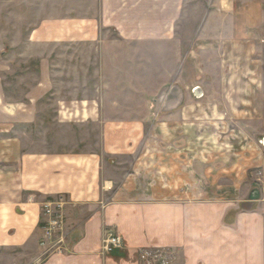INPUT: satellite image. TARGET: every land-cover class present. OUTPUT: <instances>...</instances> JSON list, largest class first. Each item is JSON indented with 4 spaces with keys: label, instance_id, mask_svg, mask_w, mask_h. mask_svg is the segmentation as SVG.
<instances>
[{
    "label": "crops",
    "instance_id": "crops-1",
    "mask_svg": "<svg viewBox=\"0 0 264 264\" xmlns=\"http://www.w3.org/2000/svg\"><path fill=\"white\" fill-rule=\"evenodd\" d=\"M185 1L103 0L99 27H114L118 36L111 37V43L118 45L107 44L104 39L109 35L100 37L102 31L90 19H78L77 30L69 29L74 21H62L60 36L41 32L46 41H100L95 54L110 80L100 83L92 96L83 97H145L147 109L146 97L161 92L156 107L157 117L164 115L163 123L157 119L146 126L148 112L144 119L97 121L93 103L87 109L86 100H59L53 116L57 122L99 123L101 139L85 148L78 142L29 141L27 133L14 130L12 123L31 125L37 109L14 103L6 110L0 104V264H146L140 257L143 251L164 252L170 264H264V192L253 183L264 181L259 146L249 160L256 169L250 179L230 171L224 159L213 155L214 147L192 140L195 112L192 103H186L206 94L197 83L211 73L212 58L207 54L213 47L205 41L213 38V29L208 25L199 33L182 31L178 23L185 15ZM37 37L41 38L38 31L30 39ZM166 44L179 58L171 83L153 90L151 86L164 85V74L157 82L155 73L142 71L164 66L144 59L149 53L163 57L165 47L170 48ZM199 52L200 73L194 65ZM44 72L40 95L53 87L45 68ZM172 87L182 97L178 105L165 109ZM197 87L200 97L193 93ZM78 94L76 90L71 97ZM2 97L0 82V101ZM28 97L34 103L36 96ZM185 125L188 140L176 132ZM171 130L174 141L164 140ZM154 134L161 140L150 141ZM258 141L264 145V135ZM246 161L241 163L244 169ZM57 201L65 241L60 250L44 253L39 244L47 221L43 207ZM108 231L121 237L122 246L103 253L101 240Z\"/></svg>",
    "mask_w": 264,
    "mask_h": 264
},
{
    "label": "rangeland",
    "instance_id": "rangeland-1",
    "mask_svg": "<svg viewBox=\"0 0 264 264\" xmlns=\"http://www.w3.org/2000/svg\"><path fill=\"white\" fill-rule=\"evenodd\" d=\"M184 5L185 15L178 23L182 31L199 33L205 28L203 26L208 25L213 29V38L205 41L207 46L211 44L213 47L212 53L207 54L208 59L212 58L208 63V67H212L211 73L202 80L198 79L210 84L198 82L205 89L204 98H193L186 103H192L191 109L195 112L191 122L196 124V137L193 136L192 140L211 145L214 147L213 155L224 159L230 171L243 172L251 179L256 170L249 161L256 156L254 147L259 146V157H264V145L261 141L258 143L259 137L264 135V0H186ZM103 8V0H0V82L4 93L0 104L6 110L11 109L14 103L37 109L38 116L31 125L12 123L14 130L27 133L29 141H63L70 145L78 142L82 147L89 148L101 139V131L97 127L99 123L91 119L69 123L53 119L57 102L62 99L70 102L86 100L87 109L93 103L99 113L97 121L104 118L144 119L149 113V122H145L149 127L164 117L162 114L161 118L157 117L156 103L161 92L157 93L160 94L158 97H146L147 109L145 97H83L92 96L100 83L110 80L109 74L104 76V71L100 70L99 56L95 54L101 42L46 41L41 33L48 31L53 37L60 36L58 32L62 21H74V26H69V29L77 30L78 19H90L96 22L97 30L102 31L100 37L109 35L104 39L107 44L118 45L111 43V37L118 36L114 27H99ZM209 16L212 21H209ZM106 29L112 33L109 34ZM36 31L40 32L41 38L30 39ZM166 45L170 48L165 47L163 57L149 53L146 56L148 59H144L153 65L159 62L164 66L161 70L152 67L142 71L149 76L155 73L157 82L164 74V85L151 86L153 90L171 83L177 65L179 56L173 53L171 44ZM195 59L198 60L194 65L200 73V52ZM44 68L53 87L48 93L40 95ZM76 90L79 97H71ZM33 94L36 96L34 103H29L28 96ZM238 110H241L239 114ZM166 122L172 126L171 121ZM180 128L176 132L181 137L184 134L185 140H188L189 127ZM164 137V140L174 141L173 130ZM158 138H162L161 135H150V141L157 142ZM242 160H248L245 169L241 165ZM253 183L258 191L264 192L262 179ZM42 237L43 234L40 240ZM156 253L158 256L152 264H170L164 252Z\"/></svg>",
    "mask_w": 264,
    "mask_h": 264
},
{
    "label": "built area",
    "instance_id": "built-area-1",
    "mask_svg": "<svg viewBox=\"0 0 264 264\" xmlns=\"http://www.w3.org/2000/svg\"><path fill=\"white\" fill-rule=\"evenodd\" d=\"M61 203L48 202L43 207V214L48 217L46 225L43 229V237L40 240V247L44 249V253L50 251H58L65 241L63 232V216L61 213ZM60 209V210H59ZM122 246L121 237L113 231H108L101 240V251L103 253L111 252L112 250ZM158 253L143 251L140 257L146 264H152Z\"/></svg>",
    "mask_w": 264,
    "mask_h": 264
},
{
    "label": "water",
    "instance_id": "water-1",
    "mask_svg": "<svg viewBox=\"0 0 264 264\" xmlns=\"http://www.w3.org/2000/svg\"><path fill=\"white\" fill-rule=\"evenodd\" d=\"M177 93V94H176ZM181 93L177 87H172L170 92H169V99L168 101H166V105H165V109H171L173 108L175 105H178V100H179V97H182L180 96ZM193 93L196 97H200L202 92H201V89L199 87L195 88V90H193ZM163 94H161L160 97H158V102H160L162 100V97Z\"/></svg>",
    "mask_w": 264,
    "mask_h": 264
}]
</instances>
